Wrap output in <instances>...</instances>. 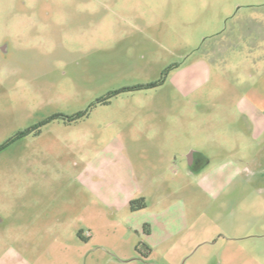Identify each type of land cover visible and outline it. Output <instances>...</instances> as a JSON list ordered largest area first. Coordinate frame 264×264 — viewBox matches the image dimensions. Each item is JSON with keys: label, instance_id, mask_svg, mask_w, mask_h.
Listing matches in <instances>:
<instances>
[{"label": "rangeland", "instance_id": "rangeland-1", "mask_svg": "<svg viewBox=\"0 0 264 264\" xmlns=\"http://www.w3.org/2000/svg\"><path fill=\"white\" fill-rule=\"evenodd\" d=\"M0 264H264V0H0Z\"/></svg>", "mask_w": 264, "mask_h": 264}, {"label": "crops", "instance_id": "crops-1", "mask_svg": "<svg viewBox=\"0 0 264 264\" xmlns=\"http://www.w3.org/2000/svg\"><path fill=\"white\" fill-rule=\"evenodd\" d=\"M228 166H230V164H221V165H218L217 167H228ZM222 174H224V171L222 169H220V170H218V172L215 173V176L217 175V177H220ZM211 177L212 176H210L208 174L206 177L203 178L204 182L206 184L209 183L210 182L209 180H212L213 179ZM217 181H220L221 183H224L222 179L217 180ZM133 182H134L133 184H131L130 186L126 187V189H125V192H124L125 198H123V199L121 198V200H120L122 205H128L129 204V200L132 197V194L135 193V192L137 193V191H139V190H137V191L136 190L131 191L133 188L136 189L139 186L138 181H136V178H134V181ZM215 184H218V182H216ZM129 193H131V194H129Z\"/></svg>", "mask_w": 264, "mask_h": 264}, {"label": "trees", "instance_id": "trees-1", "mask_svg": "<svg viewBox=\"0 0 264 264\" xmlns=\"http://www.w3.org/2000/svg\"><path fill=\"white\" fill-rule=\"evenodd\" d=\"M137 89H139V87H130V88H124L123 90H120V91H113L112 93H110L107 97H104V98H102V99H98L97 100V102H102V103H107L108 102V100H109V98L114 94H118V93H120V92H122V91H132V90H137ZM85 111H83V112H79V113H77L75 116V118H79V117H81V116H83V115H85ZM21 134L22 133H19L18 135H16L14 138H12V139H10V141L9 142H11V141H13V140H15L16 138H18L19 136H21ZM4 146H2V148H3ZM129 207L131 208V209H133L134 210V205H137V206H139L138 208L139 209H141V208H144L145 207V204H144V201H143V198H138V199H132V200H130L129 201Z\"/></svg>", "mask_w": 264, "mask_h": 264}, {"label": "flooded vegetation", "instance_id": "flooded-vegetation-1", "mask_svg": "<svg viewBox=\"0 0 264 264\" xmlns=\"http://www.w3.org/2000/svg\"><path fill=\"white\" fill-rule=\"evenodd\" d=\"M195 153H196V151H194V150H191V151H189V153H188V158H189V170L191 171V172H198V173H202V172H204V169L203 168H194L193 166H197L198 165V162H199V160L198 159H196V156H195ZM208 174L206 173H204V177H206ZM203 177V178H204Z\"/></svg>", "mask_w": 264, "mask_h": 264}]
</instances>
